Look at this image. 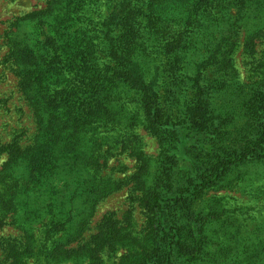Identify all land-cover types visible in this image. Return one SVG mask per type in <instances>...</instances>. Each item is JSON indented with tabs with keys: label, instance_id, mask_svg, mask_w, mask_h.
<instances>
[{
	"label": "trees",
	"instance_id": "obj_1",
	"mask_svg": "<svg viewBox=\"0 0 264 264\" xmlns=\"http://www.w3.org/2000/svg\"><path fill=\"white\" fill-rule=\"evenodd\" d=\"M243 3L244 0H73L67 7H57V24L72 28L71 42H67L72 49L69 64L78 74L69 104L52 109L48 121L44 115L50 103H37V113L44 121L43 129L62 126L67 117L72 126L61 137L72 134L75 141L70 143L73 149L53 157L47 169L42 165L31 167L30 173L27 171L30 184H18L14 190V196L22 192L46 204L33 216L29 208L23 210L24 220L30 223L34 217L41 221L44 240L35 251V231L21 223L25 243L10 251L11 264H23L21 256L37 253L45 264H58L72 255L78 254L76 258L81 259L93 251L70 248L69 244L83 234L86 218L81 217L98 196L109 191L110 181L100 175L99 168L107 166L114 149H132L130 155L137 159L131 179L141 193L140 204L147 214L145 243L150 241L151 249L141 264H182L178 252L199 262L207 260L211 243L215 242L204 232L201 221L190 230L192 244L182 241V233L189 226L188 205L205 189L225 182L238 168L264 163V76L244 103L240 124L230 109L216 104L219 92L229 81L211 85L205 82V71L210 67L237 73L228 54L241 26L247 24ZM37 15L34 12L29 16ZM245 38H251L250 33ZM17 54L29 64L28 57L18 49ZM57 60L60 66L66 65L62 57ZM169 74L175 75V87H169L165 95L160 86L168 85L162 81ZM23 84L30 95L28 83ZM53 119L61 122L53 126ZM140 126L156 135L163 149L156 164L139 144ZM181 160L187 161L189 169H177ZM178 170L186 173L180 175ZM53 179L62 186L53 187L49 182ZM63 192H67L71 204L61 216L56 212L62 206L57 196ZM78 198L86 203L74 207ZM0 200L2 215L21 204L13 203V198ZM60 217L64 219L59 221ZM110 220L107 218L99 228L98 250L121 242L122 230ZM70 223L71 230L63 235L65 240L57 237L59 230ZM249 246L243 261L264 264V236L256 237ZM242 254L237 252L239 257ZM0 264L4 262L0 260Z\"/></svg>",
	"mask_w": 264,
	"mask_h": 264
},
{
	"label": "rangeland",
	"instance_id": "obj_2",
	"mask_svg": "<svg viewBox=\"0 0 264 264\" xmlns=\"http://www.w3.org/2000/svg\"><path fill=\"white\" fill-rule=\"evenodd\" d=\"M72 1L63 0L57 4L55 0H0V199L13 198V203L21 201L15 210L7 213L5 210V215L0 211V260L4 264H11L8 254L13 247L25 243L26 234L21 223L35 231V251L44 240L41 221L29 218L30 224L24 220L23 210L29 208L28 212L32 211L30 215L33 216L46 202H42L41 198L31 200L22 192L14 196V190L18 184L28 183L31 167L42 165L47 169L52 166L55 157L64 154L67 149H73L70 143L75 141V136L69 134L61 137L62 132L71 129L70 120L66 117L62 126L51 129L44 126L43 129L44 121L37 113V103H50L49 111L44 115V120L48 121L52 109L69 104L72 99L70 92L75 87L78 74L69 64L72 49L67 42H71L72 28L64 29L57 24V7H67L65 5ZM241 5L247 24L241 26L237 41L231 43V48L233 44L234 48L228 54L237 73L229 74L214 67L205 71L207 84L229 81L219 92L221 95L217 96L216 104L230 109L238 124L243 121L244 103L251 93L256 92L257 83L264 76V0H244ZM34 12H38V15L30 17ZM249 33L251 38L248 39L252 43L245 38ZM58 43L63 45L62 48ZM17 49L28 57L29 64L23 63ZM58 56L65 59L66 65H59ZM174 77L170 74L165 76L162 83L168 85L160 86L161 93L166 95L169 87H175ZM181 77L185 80L184 76ZM24 81L29 85L30 95L25 91ZM60 122L53 119L51 124L55 126ZM137 133L143 152L156 164L163 153L158 138L143 126L137 129ZM131 151L114 149L112 153L115 154L108 157L107 166L99 168L100 175L110 181L109 191L98 196L91 209L81 217L86 218L83 234L69 244L70 248L78 247L81 251L92 248L93 251L81 259L76 258L78 254L72 255L58 264H141L151 254L150 241L145 243L147 214L140 204L141 193L131 179L137 166V159L130 155ZM188 167L187 161L181 160L177 169L187 170ZM179 170L180 175L186 173ZM49 182L53 187L62 186L54 179ZM66 195L67 192H63L57 196L62 206L56 212L61 216L71 204ZM46 198L49 199L50 195H46ZM84 202V199L78 198L73 206L81 207ZM188 206L190 214L187 213L186 218L189 226L182 233L184 244H192L189 233L199 221L215 244L211 243V254L205 262L189 259L178 252L182 264H246L243 261L244 251L256 237L264 236V163L256 167L244 165L238 168L225 182L207 188L193 198ZM107 218L122 230L121 242L107 244L98 250L97 234ZM59 219L62 221L64 217ZM70 230L71 223L62 227L57 237L64 239ZM237 252H243L242 256L239 257ZM21 259L23 264H45L38 253L21 256Z\"/></svg>",
	"mask_w": 264,
	"mask_h": 264
}]
</instances>
